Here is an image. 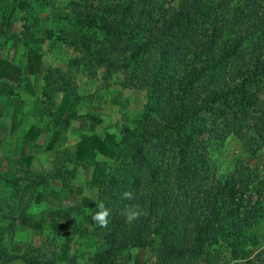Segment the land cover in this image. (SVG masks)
Listing matches in <instances>:
<instances>
[{"label": "rangeland", "instance_id": "obj_1", "mask_svg": "<svg viewBox=\"0 0 264 264\" xmlns=\"http://www.w3.org/2000/svg\"><path fill=\"white\" fill-rule=\"evenodd\" d=\"M27 1L26 9L23 0H0V264H155L151 248L134 244L118 256L100 257L108 233L125 228L115 226L112 214L106 228L91 220L96 202L112 209L126 183L137 180V193L144 192V158L162 168L176 164L159 134L146 142L124 135L123 127L133 125L147 103L145 90L118 72L105 77L101 68H90L79 45L67 43L79 37L73 21L79 9L74 14L66 5L83 0ZM177 5L152 0L151 7L155 14ZM25 24L30 38L22 34ZM89 36L102 38L95 30ZM50 69L55 82L46 83ZM204 136L210 175L225 176L242 165L243 177L259 176L255 187L264 190V150L248 154L231 134L218 143ZM192 165L203 167L199 161ZM260 214L242 238H209L176 264H264V205ZM226 238L234 245L242 241L237 252Z\"/></svg>", "mask_w": 264, "mask_h": 264}, {"label": "trees", "instance_id": "obj_2", "mask_svg": "<svg viewBox=\"0 0 264 264\" xmlns=\"http://www.w3.org/2000/svg\"><path fill=\"white\" fill-rule=\"evenodd\" d=\"M100 3H67L72 13L79 9L73 19L79 37L62 40L77 43L90 68H101L105 77L118 72L133 88L145 90L147 103L134 124L123 127L124 135L146 142L159 134L176 160L174 167L162 168L142 158L149 164L145 190L137 193V180L126 183L122 193L131 191L135 199L120 198L111 209L115 226L125 232L108 233L100 257L118 256L134 244L151 248L155 264H167L169 258L176 264L219 236L242 238L262 218L264 190L255 187L261 180L254 174L250 180L249 173L243 177L242 165L214 178L203 138L218 143L231 134L248 154L264 150V0L236 5L233 0H178L168 12L155 14L152 0H116L105 8ZM28 4L23 0L24 8ZM94 30L101 39L89 36ZM22 34L31 37L27 25ZM52 73L46 71V83L55 82ZM192 161L203 167L198 170ZM63 174L58 175L62 181ZM126 204H139L144 214L127 224L121 215ZM226 240L234 252L242 244Z\"/></svg>", "mask_w": 264, "mask_h": 264}, {"label": "clouds", "instance_id": "obj_3", "mask_svg": "<svg viewBox=\"0 0 264 264\" xmlns=\"http://www.w3.org/2000/svg\"><path fill=\"white\" fill-rule=\"evenodd\" d=\"M124 200H134L135 196L131 191H124L121 194ZM95 211L91 214V220L100 228H106L109 224V217L112 214L111 208L107 207L103 201H97ZM143 211L139 204H126L121 210V215L124 216L126 223H132L143 215Z\"/></svg>", "mask_w": 264, "mask_h": 264}]
</instances>
